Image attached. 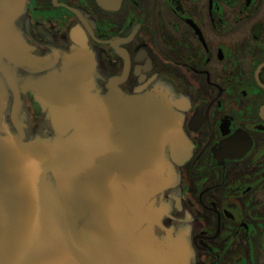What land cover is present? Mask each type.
Returning <instances> with one entry per match:
<instances>
[{
	"label": "flooded vegetation",
	"instance_id": "1",
	"mask_svg": "<svg viewBox=\"0 0 264 264\" xmlns=\"http://www.w3.org/2000/svg\"><path fill=\"white\" fill-rule=\"evenodd\" d=\"M0 1L1 21L10 8ZM14 28L29 58L15 68L19 86L83 54L90 94L116 88L168 114L159 239L184 247L190 264H264V0H120L114 10L21 0ZM20 99L26 137L52 135L33 93Z\"/></svg>",
	"mask_w": 264,
	"mask_h": 264
},
{
	"label": "water",
	"instance_id": "2",
	"mask_svg": "<svg viewBox=\"0 0 264 264\" xmlns=\"http://www.w3.org/2000/svg\"><path fill=\"white\" fill-rule=\"evenodd\" d=\"M13 1L0 21V264H190L155 232V197L170 180L168 114L116 88L90 94L83 54L65 73L19 86L15 68L29 58ZM97 1L108 10L120 2ZM24 91L47 110L52 135L26 137Z\"/></svg>",
	"mask_w": 264,
	"mask_h": 264
}]
</instances>
